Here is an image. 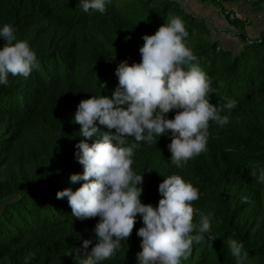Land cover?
I'll return each mask as SVG.
<instances>
[{"label":"trees","instance_id":"trees-1","mask_svg":"<svg viewBox=\"0 0 264 264\" xmlns=\"http://www.w3.org/2000/svg\"><path fill=\"white\" fill-rule=\"evenodd\" d=\"M134 1L0 0V264H264V31Z\"/></svg>","mask_w":264,"mask_h":264},{"label":"crops","instance_id":"crops-1","mask_svg":"<svg viewBox=\"0 0 264 264\" xmlns=\"http://www.w3.org/2000/svg\"><path fill=\"white\" fill-rule=\"evenodd\" d=\"M177 1L185 14H192L195 18L203 20L208 28V37L211 41H217L221 47L227 50H241L242 40L240 39L241 29L252 40L258 38L264 31V10H252L246 2L240 5V9L235 3L229 6L208 0H174ZM236 7L245 20L244 28L232 26L226 19L224 12ZM251 7V6H250ZM252 11V12H251ZM242 32V31H241ZM206 38V35L204 36ZM207 38V39H209Z\"/></svg>","mask_w":264,"mask_h":264},{"label":"rangeland","instance_id":"rangeland-1","mask_svg":"<svg viewBox=\"0 0 264 264\" xmlns=\"http://www.w3.org/2000/svg\"><path fill=\"white\" fill-rule=\"evenodd\" d=\"M168 1L167 0H153L149 4V6L154 5L155 7H158L160 10L163 9L164 5H166L168 12H170L169 18L166 21H164V23L159 25L158 26L159 28L164 29L165 27L171 26L175 22L176 23L179 22L180 24H182L183 27H186V26L189 27V26L193 25L198 30V32L194 37L189 38L188 42L190 45H192V47L201 45L200 44L201 41L199 40V38L202 39L203 42H206L207 44L208 43L209 44L214 43L208 37V28H207V25L205 24V22L203 20L196 18V19H192L193 21H190V17L182 11V9H181V7L177 1H174V0H168ZM198 1L199 0H196V2H198ZM208 1H211V0H208ZM118 3H119V5L122 6V9L125 12H127L128 11V5L129 4L134 5V3H137V2L134 0H117V4ZM221 4H224L225 6H229L230 3H227L225 1H221ZM241 4L236 5V7L238 9H240ZM247 5L249 6V8H252V6L250 5V2H248ZM252 10L254 11L257 9H252ZM224 15H226L225 12H224ZM171 18H172V20H171ZM243 24L244 23H239V25H240L239 27L244 28ZM205 35H206V38H204ZM207 38H209V39H207Z\"/></svg>","mask_w":264,"mask_h":264},{"label":"built area","instance_id":"built-area-1","mask_svg":"<svg viewBox=\"0 0 264 264\" xmlns=\"http://www.w3.org/2000/svg\"><path fill=\"white\" fill-rule=\"evenodd\" d=\"M225 14L228 15V18L230 19L243 18L242 14L236 7L226 10Z\"/></svg>","mask_w":264,"mask_h":264},{"label":"clouds","instance_id":"clouds-1","mask_svg":"<svg viewBox=\"0 0 264 264\" xmlns=\"http://www.w3.org/2000/svg\"><path fill=\"white\" fill-rule=\"evenodd\" d=\"M144 241H145V240H144ZM151 253H152V255H154V256L156 257L155 251L152 250ZM147 259H148V260H152L151 255H149V257H148ZM156 259H157V257H156ZM152 261H153V260H152Z\"/></svg>","mask_w":264,"mask_h":264}]
</instances>
